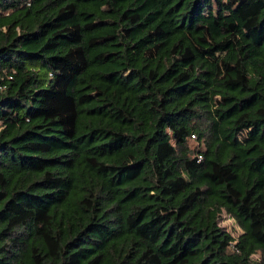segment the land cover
Here are the masks:
<instances>
[{
    "label": "trees",
    "instance_id": "16d2710c",
    "mask_svg": "<svg viewBox=\"0 0 264 264\" xmlns=\"http://www.w3.org/2000/svg\"><path fill=\"white\" fill-rule=\"evenodd\" d=\"M0 264H264V0H0Z\"/></svg>",
    "mask_w": 264,
    "mask_h": 264
},
{
    "label": "rangeland",
    "instance_id": "374dc122",
    "mask_svg": "<svg viewBox=\"0 0 264 264\" xmlns=\"http://www.w3.org/2000/svg\"><path fill=\"white\" fill-rule=\"evenodd\" d=\"M190 144H194V142L191 141ZM219 225L222 226L226 231L230 232L234 237H236L241 232L237 222L226 213L221 215L219 219Z\"/></svg>",
    "mask_w": 264,
    "mask_h": 264
}]
</instances>
